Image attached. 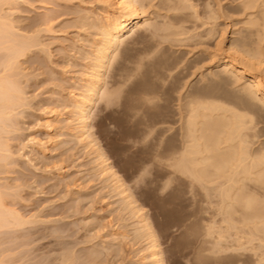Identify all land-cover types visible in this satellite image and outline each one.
Returning <instances> with one entry per match:
<instances>
[{"label": "rangeland", "instance_id": "rangeland-1", "mask_svg": "<svg viewBox=\"0 0 264 264\" xmlns=\"http://www.w3.org/2000/svg\"><path fill=\"white\" fill-rule=\"evenodd\" d=\"M9 1L10 2H7L9 4H5L7 8L4 7V4L3 7L7 13L12 15L11 17L13 20H16L15 22L18 21L16 23L18 25V31L20 33L24 31L23 34L32 32L30 33L31 35L35 34V29H37L38 31L36 34L38 35V39H40V45H37V48H34V50L32 48V50L29 51L30 53L26 54L27 56L23 58L21 57L20 59L21 69L23 68L22 75L25 74L21 76V82L22 84L25 83L23 84V86H25L24 89L26 91L27 88L28 91H26L27 102L25 101L22 106L18 107L19 109H16L17 111L21 110L19 113L20 115H16L18 113L17 111H15L16 114L13 112L16 116L12 115L14 118L11 119L10 123L12 120L13 122L15 120L16 125L13 126V124H15L14 122L12 125L10 124L11 127L8 126L4 132L2 131L4 134L3 136L1 134V137H6L4 140L12 141L10 145L14 148L12 150L14 151L13 153L16 154L11 156L9 159L6 158L2 160L4 163L6 161V165H4L3 162H0V182L4 183L5 181L9 187L10 185L13 186L12 188H14V190H20H18V192L15 191V193H17V195H15L16 197L9 196L11 199L8 198L12 207L20 209L21 213L23 215L25 214V217H32L35 214L38 220H41L42 218L46 221L41 220L38 223L37 221L32 222L33 224L28 223L29 225H23L24 228L19 226L22 230L19 231V229H14L16 233H11L14 231L12 228H9L11 232L9 229L7 230V227L9 226L4 229L1 227L0 255H7L9 264H23V262H26V264H33L34 260H40L43 256H49L54 252L55 254L53 253L50 255L54 257L58 254V252H60V250L63 251L64 249L60 248L61 245L58 240L62 238V240H60H65L64 242H67L65 243L66 245L70 243L69 246L67 245L68 247L72 245L69 249H73V247H75L74 251L76 253L78 252L75 254L79 257V260L82 259L83 261L84 259L87 262L85 263V261H83L81 262L82 264H88L87 257L85 258L84 256H87V250L97 243V245L106 246V249H103L101 252L103 254V260L101 259V253L97 258L98 262L101 259V264H139L141 261L140 255L144 252L141 251L142 247H145L148 242L146 240H142V238H135L134 236V233L136 232L133 231V229L135 228V221H137V219H131L134 216H130L131 214L130 212V215L128 214V210L125 211L126 209L123 210L121 208V201L119 200L120 198H118L119 195H115L114 192L110 190V183H108V186L106 185L108 180L104 179L105 177H100L101 175L97 174L98 171L93 163L96 153H94V155L92 154L94 157L92 159V155H90L91 152L88 151H91V149L84 146L82 141L74 138L75 136L70 133L68 125L66 127V124L68 123L66 120L70 113L69 108L65 107L64 102L72 96V93L75 92V85H78L75 84V82L80 78V74L82 72L81 70L84 69L85 66L84 63H86V61L87 63L90 62L88 52L92 51L91 49L95 46L94 41L98 37V28L96 24L94 25L97 21L96 15L102 14V10L106 8L107 3L105 0H19L18 3H15L16 1L14 0ZM143 1L146 5L144 7L146 10L144 8L143 9L145 11L146 18H148V23H145L143 30L139 31L138 34L133 37H130L131 39L126 40L121 45L118 52L120 53L118 54L119 57L117 56V58L113 59L111 63L113 65L110 64L111 69L110 67L108 68L106 75L107 83L104 84V86L107 85V87L102 88V91L100 92V95L102 96H99L98 102L94 106L92 122L94 124L93 127H95L93 131H95V136H97L98 141H100L99 143H101V147L103 146L102 148L105 152H107L106 154H108L110 160L113 162L115 169L120 175H122L121 177L127 185L130 186L136 200L138 199L137 204L139 203L138 205L145 207L144 210L146 209L149 213V217L154 224L153 226L156 229L161 247L165 251L166 264H188V262L189 264H195L193 261L198 260L195 258L196 255L194 256V254H196V249L198 248L200 243L199 240H201L200 238L202 235L197 232V230L199 232L201 231L197 224L195 226L198 229L196 228L197 230H194L197 232L196 234L192 231L193 227L191 224L190 227L188 222H190V220L193 222L192 217L196 222V218L194 216L198 214L196 212H199L200 208H196L198 206L197 203L192 204L194 201L193 198L191 199L192 196H190L192 193L189 192L188 189L190 188L188 187V184L183 181V179L175 178L176 180H172V189L169 187V189L161 188L164 186L161 185V183L166 184L167 180L165 178L168 176V173L165 172L166 169L164 167L165 165H163L164 160L162 161V156L161 159L158 157V150H163V145L167 140L168 141L166 143L171 147H174L178 142L176 132L180 127L181 122V116L179 113V96H181V94H185L186 90L193 91V89L195 92L200 91L201 93H217L216 95L219 94L220 96L222 94L224 96V93L226 96L229 93V85L225 81H222V84H220V78H217L219 80L214 79V76V78H212L208 75L207 71L209 72L212 68V66H210L212 62L210 61L211 54L215 52V42L217 43L220 38V30L227 27L224 28V31L227 30L224 32L227 37L225 44H227L231 39L234 27L243 28V21L246 20L247 14L240 12H248V10H245L242 7V0H209L210 2L207 0H195L197 3L199 2L198 5L203 8L202 9L199 6V11L197 10L198 12H195L192 7L187 8V2H181L183 7H180L181 5L177 4L180 9L178 6L176 9L172 6L173 4L176 5L174 0H166V3H164V0ZM205 2L211 3L209 4L211 7L207 8L208 5ZM8 7H11L9 8L10 11H8ZM212 8L213 11L215 10L214 12L217 11L216 14L218 13L219 17H217L218 15L214 14V12L210 10ZM204 9H206V11L208 9L209 12L204 11ZM258 9L255 8V12H258ZM227 12H233V17L239 24L234 26L233 23L235 20L233 21V18L231 17L227 18V16H229ZM197 13L199 15L202 14V16L200 15L197 18ZM221 13L223 16L220 15ZM181 14L185 16L188 14V17L186 18H190V20L186 19ZM179 15L182 17H179ZM207 15L209 17H207ZM86 16L88 18H86ZM175 17L177 19L184 17L186 20H184L185 22L183 20L180 21V23L183 22L185 24H183L182 29L184 30H182L181 35H178L179 37L182 36L180 38L185 37V41H175L174 43L172 40V43V41L168 38H170V36L177 37L176 32L173 31V28H177V20ZM82 18H84V20ZM231 21L233 22L231 23ZM177 23L181 25V29L182 23L180 24L179 21ZM170 24H172V26ZM188 27H190V30ZM212 27L215 32L214 34L213 31H211ZM164 28L168 32L164 31ZM185 30L188 32H183ZM27 31L28 33H25ZM176 31L181 32L179 28ZM200 32L202 34L206 33L204 35L206 37H202ZM196 34L197 36L191 37V35ZM210 34L214 36H211ZM186 39H188L187 42ZM42 46L43 49H41ZM1 50L0 58L2 59V56L6 55L5 52L7 51L6 49ZM83 55H88V59H86ZM124 56L126 66L121 71L125 75H130V77L125 82V85H122L121 90L118 92L119 101H116V105L107 106L106 99L103 98V94H107L109 89L113 88V83L117 76L120 77V75L117 74L119 71L116 72L115 70L114 72V69L112 68H115L114 66L118 62V59H124ZM71 61L73 63H70ZM53 73H56L55 75H58L59 77H56L55 75L53 76ZM22 78L25 81H23ZM213 79L217 81L214 82ZM212 90L214 91L212 92ZM200 92L198 93L201 94ZM153 96H156L152 100L153 102L145 98ZM54 97L58 103H56ZM51 103L53 105H50ZM59 103H63L64 106ZM53 110H55L58 114L54 115ZM50 117L51 119L54 118L59 121L54 120V122L51 121V123L46 120L50 119ZM47 121L51 123V127L47 125ZM16 126H18L16 129L13 128ZM9 128L11 130H8ZM168 128L170 129L169 131ZM165 129L167 130L163 131ZM64 133L67 134L65 135ZM31 137H34L36 141L39 140L37 143H42V147L39 146L40 143L35 145L32 144L30 141ZM260 139H264V137L262 136ZM25 142L27 146L24 147L23 145ZM43 146L44 149L47 147L46 151L43 149ZM161 150H159L160 153L163 152ZM156 153H158V156H156ZM155 159L159 161L157 162ZM90 166L95 168V170L93 171V168L91 169ZM144 167L147 168L148 172H146V168L144 169ZM141 170L143 172L145 170L146 173H143ZM92 173H94V175ZM139 174L140 177L142 176V180L138 176ZM136 177L137 180L134 181L133 179H136ZM171 177L174 178L175 174L173 175L172 173ZM138 178H140L139 180L141 182L138 181ZM106 186L108 188H106ZM15 187H17V189H15ZM111 200L112 202L115 200L120 205L118 203H114L115 201L112 203ZM115 206H117V209ZM119 206L123 211L120 210ZM112 207L115 208L111 209ZM109 209L113 211L109 212ZM35 212H37V214L39 212V214L37 215ZM32 213L34 214L32 215ZM194 213H196V215ZM100 214L102 216L99 218ZM122 214L125 215L122 216ZM49 216L51 217L50 220H48ZM92 216L93 220H91ZM137 216L138 215L134 218ZM98 218L100 221L103 220V223L102 221H98ZM121 218L127 219L123 221ZM96 219L97 221H95ZM89 220L92 222L90 226L89 224H85V222L90 223ZM127 222L134 224H127ZM96 223L98 227L96 226ZM100 223L102 225H100ZM185 224H188V226H185ZM86 226L88 229L96 226L91 230L89 229V231H91L90 233L93 235L95 234L94 236L91 237L92 234H89V231L87 232V228H85ZM117 226L118 228L121 227V229L125 228L127 231L129 230L128 227H134L132 230L130 228L129 231L133 235L129 232L127 233V236H132V238H126L122 241L123 243H121L120 248H122L123 251H119L118 254V251H115L111 247L109 250L107 247V244L112 243L107 232H110L112 229H116ZM52 227H56L55 229L57 231L59 229L61 230L57 232L55 229H52ZM73 227H76L75 230ZM50 229L52 231L54 230L56 233H49V231H51ZM62 230L64 233L61 232ZM95 230H98V233L102 234H98ZM57 233L59 236L61 235L60 238L56 237L58 236ZM198 234H200L199 237ZM84 237L88 240H83ZM90 237L92 238V242L89 240ZM93 237L98 238H95L93 241ZM106 239L110 241H107ZM127 239L128 241H126ZM86 240L91 243L86 242ZM83 242L86 243L84 244ZM89 243L94 245L90 246ZM142 243L143 246H141ZM80 246H83L84 248ZM137 246L141 247V250L138 249L139 247L137 248ZM136 249H138L139 252L141 251L140 253L142 254L136 252ZM80 253L81 256L79 255ZM106 254L109 255V257H107ZM2 255L0 256V260L1 257L4 258ZM188 257L189 260H187ZM7 258H4L5 261ZM193 258H195V260ZM136 259L138 261H136ZM202 261H206L207 264H214V262L210 259ZM202 261H200V264H202ZM209 261L211 262L208 263ZM98 262L93 261L92 264H99ZM36 263L34 262V264ZM89 264H91V262Z\"/></svg>", "mask_w": 264, "mask_h": 264}, {"label": "bare ground", "instance_id": "bare-ground-1", "mask_svg": "<svg viewBox=\"0 0 264 264\" xmlns=\"http://www.w3.org/2000/svg\"><path fill=\"white\" fill-rule=\"evenodd\" d=\"M14 1H16L15 3L19 2V0L18 1L14 0ZM142 1L143 0H105V2L107 3L106 8L102 10V14L96 15L97 21L96 23H94V25L96 24L98 28V37L94 41L95 46H93V49H91L92 50L91 52H88L89 54L86 52L90 56V62L87 63L86 61V63H84L85 64L84 69L81 70L82 72L80 74V78L78 81H76L78 83L75 82V84H78V85H75L76 86L75 92L72 93V96L69 99H66L67 97L66 96L65 97L66 101L63 99L65 101L63 102L65 103V107L69 108V113H70L69 117L66 120L68 121L69 124L67 123L66 127L68 125L70 129V133L73 136H75L74 138H77L79 141H82L84 143V146L91 149V151L88 150L89 152H91L90 155L92 154L94 155V153H96L94 156L95 158L92 155V159L93 158L95 159V160L93 159L94 161L93 163H94V166L96 167V170L98 171L97 174L101 175L100 177L102 176L103 178L105 177L104 179L108 180L106 185L108 186L109 185L108 183H110L109 185L110 190L114 192L115 195H119L118 198H120L119 200L121 201V208L123 210L126 209L125 211L128 210L127 211L128 214L130 212L131 215L130 214L129 215L132 217L133 216L135 217L136 215H138L136 218L134 217L131 218L134 220L137 219V221H135V226H134L135 228L132 226V228H134L133 231L136 232L134 233L135 234L134 236L135 238L136 237L142 238V240H146L148 242V243L146 242L147 244L145 245V247L143 246V243L141 244V246L144 247V248L142 247V250L140 249L141 247L137 246V248L139 247L138 249H140L142 252L144 251L142 254L140 253L141 251L139 252L138 249H136L137 250L136 252H139V254H142L140 255L141 261L139 264H166L165 251L161 247L156 229L153 226L154 224L152 223L149 217V213L147 212L146 209L144 210L145 207L138 205L139 203L137 204L138 199L136 200V197L134 193L131 191L130 186L127 185V183L121 177L122 175H120L118 171L115 169L113 162L110 160V157L108 156V154H106L107 152H105L104 149L102 148L103 146L101 147V143H99L100 141H98L97 136H95L96 133L95 131H93L95 126L93 127L94 124L92 122L94 106L97 104L99 96L100 97L102 96L100 95L102 88L107 87V85L104 86V84L107 83L106 75H107V70L110 67V64L112 63L114 58H117V56L119 57L118 54L120 53L118 52H119L121 45L126 40L131 39L130 37H133L134 35L138 34L139 31L143 30V28L145 27V23L146 22L148 23V18H146V14L144 11L145 9L144 7L146 5L144 1L143 2ZM165 1L166 0H164V3H166ZM174 1L172 2H174L176 5H174L173 3L171 4H173L172 6L176 9L178 6L177 4L181 5V2H187V6L185 5L187 8L192 7L194 8L193 10H195V12L199 11L198 8L200 5H198L199 2L198 3L196 2L199 0H196V1L194 0L195 3L193 0H174ZM7 2H10V1L0 0V46H1L0 50L6 49L7 51L5 52L6 55L2 56L3 57L2 59L0 58V162H3V163L4 161L2 160L6 158L9 159L11 156H14V154L16 153H13L14 151H12L14 149L10 145L12 141L4 140V138L6 137L4 138L1 137V134L2 136L4 134L2 133V131L4 132L6 127L10 126V124L12 125L15 122V120L14 122L12 120V122L10 123L11 119L14 118V116L18 115L21 111V110L17 111L16 109L19 106H22L27 100V96H26L27 88L25 91L24 89L25 86H23V84L25 83L22 84L21 82V76L25 74L22 75L23 68L21 69L20 59L21 57L23 58L27 56L26 54L30 53L29 51H31L32 48L34 50V48H37V45H40V41H39L40 39H38V35L36 34L38 31L37 29H35L36 33L33 31L35 34H31V35L30 33L32 32H29V33L28 31L25 32V33H28L29 34L28 35V34H23L24 31L22 33L18 31L19 30L17 28L18 25L16 24L18 21L15 22L16 20H13V18L11 17L12 15L7 13L4 9V7H6L5 4H9ZM209 2L208 3L205 2L208 5L207 8L211 7V5H209L211 3ZM241 3H242V7L245 10H248V12H240L243 14L244 13L247 14L246 20L243 21V25H242L243 28H240V27L235 28L234 26H236L239 23H237L238 21L235 20V18L233 17V14H234L233 12H232L233 14L227 12V14H229L227 18L231 17L233 18V21L235 20L233 23L234 26L232 24L234 29L231 35V39L229 40V42L227 41L228 42L227 44H225V40L227 37L225 35L226 33L224 32L227 30L224 31V28H227V27H224V28L222 27L223 30H220L221 33L219 32L220 38L217 41V43L215 42L216 47L214 45L215 52L211 54V59L209 58L210 61H212L210 65L212 66V68L209 70V72L207 71L208 75H210L212 78L214 77H215L214 79L220 78V84H222L221 83L222 81H225L229 85V86L227 85L230 88V90L228 89L229 93L228 94L226 93L227 94L226 96H225V93H224V96L223 94L220 96L219 94L216 95L217 93L216 94H213L210 92L201 93L200 91H198L201 93L199 94L198 92H195L194 89L193 91H191L188 88L190 91L186 90V92L188 91L187 93L185 92V94L183 93L181 94V96H179L180 97L179 98L180 100L179 113L181 116L180 117L181 122H180V127L178 128L176 132V135L178 136L177 137L178 142L174 147H171L166 143L168 141L167 140L165 141V144L163 145V148H162L163 150L158 148L159 150L163 152L160 153V151L158 150L159 156H158V153H156L157 154L156 156L160 157L159 159H161V156H162V161L164 160V163L163 162L161 163L165 165L164 166L166 169L165 172L168 173V176H167L168 178L165 176L166 177L165 179L167 180V181L165 180L166 184L161 183V185H164L161 188L169 189L172 187L171 185L173 184L172 180H174L175 178L183 179V181H185L186 184H188V187L190 188L188 189L189 192L192 193V195H190L192 196L191 199L192 198L194 199V201L190 199L191 201H193L192 204L197 203L198 206L196 208L197 209L200 208L199 212H196L198 213L197 215L196 213H194L197 217L193 215L196 218L197 223L195 222L193 217H192L193 222L191 220L190 222L187 221L189 225L190 224L192 225L193 227L192 231L197 230L199 228L201 231L199 232L197 230V232L201 233L202 235V237L200 238L201 240H199L200 243L198 245V248L195 246L197 248L196 254L192 253L194 254V256L196 255L195 258L199 261L198 262L195 260V258H193L195 260L193 261L195 264L197 262H198L197 264H200L201 263L200 261L207 260V259L212 260L214 264H264V139H260L262 136L264 137V45H263L264 43L263 42L264 40V0H242ZM3 4L5 5L4 7H3ZM180 7H183V6L181 5ZM9 8L11 7H8V11H10ZM213 8L210 10L213 11ZM255 8L256 9L259 8L258 12H255ZM204 11H206V9H204ZM207 11L209 12L208 9ZM216 12H214V14H216ZM181 15H179V17H182V16H184L185 18L188 17V14L186 16L185 15L181 16ZM200 15L202 16V14ZM200 15L197 13L196 14L197 18ZM216 15H218L217 17H219L218 13ZM220 15H222V13ZM224 15H225V11H224ZM184 17L180 19H177L176 17L175 18L177 22L179 21L180 23L181 20L183 21L185 20ZM207 17L209 16L207 15ZM86 18L88 17L86 16ZM82 19L84 20V18ZM188 20H190V18ZM233 21H231V23ZM177 22H176L177 28L176 27L173 28L174 29L173 31L176 32L177 37L170 36V38H168L167 36L169 33L166 36L170 41L173 40L174 43L175 41H185L184 40L185 37L180 38L182 36L180 37L178 36L179 34L181 35L182 30H184L182 28H183V24L185 23L181 22L182 27L180 29L181 25H179ZM170 25L172 26V24ZM178 28L181 32L176 31L178 30ZM188 28L190 30V27ZM186 30L183 32L185 33L188 32ZM164 31H167V30L164 28ZM211 31H213V27L211 28ZM214 33L215 32L213 31V34ZM205 34L204 33L202 34L200 32V35H202V37H206L204 36ZM194 36H197V34L191 35V37H194ZM211 36H214V35H211ZM187 40L188 39H186V42ZM41 49H43V46ZM87 56H84V57L88 59L89 56L88 57ZM70 63H73V62L71 61ZM125 66H126V63H125V56H124V59H121V58L120 60L118 59V62L114 66L115 68H112L114 69V72L115 70L116 72L119 71V73L117 74H119L120 77L118 76L117 78L115 77L116 80L115 81L113 80L114 86L113 88L110 87L111 89H109L107 94L105 93L106 90L104 91L105 94H103V98L106 99L107 106L108 105L113 106L114 104L116 105V101L118 100V96H119L118 92L121 90L122 85L124 86L125 82L130 77V75H125L121 71L124 69ZM26 73L29 74L28 72ZM55 74L56 73H53V76ZM111 76H114V75H111ZM214 79H213L214 82L219 80V79L217 80H214ZM23 81L25 80L23 79ZM72 91H73V88H72ZM213 91L214 90H212V92ZM155 97L156 96H153L150 98L145 97V98L149 101H152ZM56 103H58L57 100H56ZM50 105H53V104L51 103ZM60 105L64 106L63 103H61ZM46 107H49V106H46ZM15 111H17L18 113L16 114ZM13 112L16 115L13 114ZM53 112H54V115L58 114L57 112H55V110H53ZM50 119H46V120L50 122L51 121L54 122L55 120L54 118H52L51 120ZM51 123L48 122V124L47 123L46 124L49 127H51L50 126ZM15 125H16V122L15 124H13V126ZM17 127L18 126L13 127V128L16 129ZM8 130H11V129L9 128ZM166 130L167 129L163 131H166ZM169 130L170 129L168 128V131ZM6 132H9V131H6ZM64 134L66 135L67 133H64ZM30 141L34 145L40 143V142L37 143V141L39 140L36 141L34 137H31ZM41 144L42 143H40L39 146H41ZM23 146L24 147L27 146L26 142ZM46 148L44 149V146H43V149L45 151H46ZM156 160L157 159H155V161ZM158 161L159 160H157V162ZM4 165H6V161ZM92 168L93 167H91V169ZM145 168L146 167H144V169ZM94 170L95 168H93V171ZM145 170L146 172H148L147 168ZM145 170L144 172L143 171L142 172L146 173ZM94 173L92 174L94 175ZM172 173L173 175L175 174L174 178L171 177ZM140 174L138 175L139 177H140ZM140 178H138V181H140L139 180ZM133 180L136 181L137 177L136 179H133ZM6 183L7 182L5 181L4 183L0 182V228L2 227L4 229L7 226H9L7 227V230L9 228H12V230L19 229L20 231L22 229L19 228V226H22V228H24L23 225L28 224V223H32L35 221H37L38 223L41 220L46 221L45 219L43 220L42 218L41 220H38V218H36L34 213H32V215L34 214L32 217L31 216L25 217V214L23 215L20 209H17L16 207L15 208L12 207V205L8 201V198L11 199L10 197L12 196L16 197L15 195H17V193H15L16 190L12 188L13 186L10 185L9 187L8 184ZM107 186L106 188H108ZM15 189H17V187H15ZM18 190L16 192H18ZM114 203H118V202L115 201ZM115 207L117 209V206ZM115 207H112L111 209H114ZM121 208L120 210H122ZM111 209H109L110 210L109 212L113 211ZM35 213L37 214V212ZM123 215L125 214H122V216ZM100 216L102 215L100 214L99 218ZM50 218L51 217L49 216V219L48 218L47 219L50 220ZM125 219H123V221H125ZM91 220H93V216L91 217ZM95 221H97V219ZM98 221H100V219ZM101 221L103 223V220ZM91 223H92L91 221L90 223L85 222V224L86 225L89 224V226ZM127 224H131V223L127 222ZM196 224L198 228L195 226ZM100 225L102 224L100 223ZM96 226H97V223H96ZM118 226L116 229H112L110 232L106 231L108 235L110 236V240L112 242V243L108 242L111 245L107 244V247L109 250L111 247L115 251H118L117 254L119 253V251L120 252L123 251L122 248H120L121 243H123L122 241H124V239L126 238L128 239L132 238V236L130 237L127 236V233L130 231L131 226L128 227L129 228L128 231L125 228H122V229L121 227L118 228ZM185 226H188V224H185ZM55 228L52 227V229H55ZM73 228L75 230L76 227H73ZM85 228H87V226ZM93 228H89V229L91 230ZM89 229L88 228L86 229L87 232L89 231ZM15 230L11 232L9 229L11 233H16ZM51 231H49V233H52V234L53 232L56 233L54 230L52 232ZM61 232H63V230ZM90 232L91 231H89L88 233L92 234ZM96 232L98 233V230ZM194 232L197 234L196 231ZM129 233L132 234L131 232ZM94 235L92 234L91 237ZM199 235L200 234H198V237ZM56 237L60 238L61 235L60 236L58 235ZM91 237L89 238V240H91L92 242ZM146 237L148 238V240ZM95 238H98V237H95ZM95 238L93 237V241ZM60 239L62 240V238ZM60 239H58L59 244L61 245L60 248L64 250L63 251L60 250V252L57 251L58 254L57 252L56 254L58 256L57 255L54 257L50 256L51 254L54 253L53 252L49 256L47 255L48 257L47 256L44 257L43 256L44 253H43L42 259L37 260L38 262L34 260L33 264L34 262L35 263L37 262L36 264H82L81 262L85 261L84 259L83 261L82 259H80L81 260L80 261L79 257L76 256L78 252L76 253L74 251L75 247H73V249L71 248L72 250L69 249L72 245L68 247L70 243L67 244L68 245L67 246L65 244L67 242H64L65 240L61 241ZM85 239L87 238L84 237L83 240ZM107 239H108V236H107ZM128 239L126 241H128ZM87 240L86 242H90ZM102 240H105V239H102ZM110 240H107V241H110ZM97 244L96 245L90 244V246L91 245H94V246L90 247V249H88L86 252L87 256H84L85 258L87 257L88 264L90 262L92 264L93 261L98 262L97 258L100 256V253L103 251V249H106V246H101ZM80 247H83V246H80ZM79 255L81 256V253ZM102 256L103 254L101 255V257ZM3 257L6 259L7 255ZM107 257H109V255H107ZM4 258L1 257L0 264H9V259L7 258L8 261L7 260L5 261ZM101 259L103 260V257ZM101 259L98 262L99 264H101ZM187 260H189V257ZM136 261L138 260L136 259ZM203 262L204 261H202V264L204 263L207 264L206 261L204 263ZM210 262L211 261H209L208 263ZM24 263L26 264V262H23V264ZM85 263L87 262L85 261Z\"/></svg>", "mask_w": 264, "mask_h": 264}]
</instances>
